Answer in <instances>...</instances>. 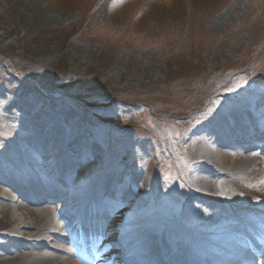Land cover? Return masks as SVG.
<instances>
[{"label":"rangeland","instance_id":"rangeland-1","mask_svg":"<svg viewBox=\"0 0 264 264\" xmlns=\"http://www.w3.org/2000/svg\"><path fill=\"white\" fill-rule=\"evenodd\" d=\"M259 116L264 0H0V161L68 159L79 191L104 171L94 193L151 219V249L222 261L216 243L264 213V131L231 167L209 161L224 123Z\"/></svg>","mask_w":264,"mask_h":264},{"label":"bare ground","instance_id":"bare-ground-1","mask_svg":"<svg viewBox=\"0 0 264 264\" xmlns=\"http://www.w3.org/2000/svg\"><path fill=\"white\" fill-rule=\"evenodd\" d=\"M164 2L166 4H170L171 0H164ZM34 13L35 16H39L38 13ZM217 24H222V21L219 20ZM241 118L242 119L240 123L244 122V126H247L246 128H248V121H244L247 119L245 118L244 114L241 116ZM258 119L255 121L256 132H258L259 129L258 125L264 121V116H260ZM231 126L232 125L227 122L223 124V127L221 126L222 132L219 134L222 135L217 137L218 141H220V144L217 142V139H214L213 136L209 138L210 140L213 139L211 141L212 144L214 142L212 145L213 154L209 158L210 162L225 160V158L228 157V166L231 167L235 160L239 157L238 154L241 152L239 150L241 149V146L244 145L245 147H243L245 150H247L246 148L249 146V139L245 140L244 136L253 137L252 134L254 132L252 133V131L254 129H251L249 132H245L246 130L240 127L237 131ZM236 132L242 133L236 134ZM67 141L69 145L77 146L76 142L73 140ZM262 141L263 140H259L255 141L254 143H256L258 146V144ZM226 145L228 146L226 147ZM231 146H233V148H231ZM250 148L253 147H249L248 149ZM223 152L230 153L224 154ZM13 158L15 161L20 163L22 169L16 168V165L13 162L6 160L0 161V264H77L73 255L69 254L68 250L64 248V244L61 242V240L57 239L60 237H65L67 230L64 228L63 224H61V222H59V220L53 216L54 208L50 204L45 203L43 198L39 200L24 199L16 204L18 197L22 195L25 196L27 191L40 194L41 185H52L54 188V183L56 181L60 188L58 189L57 193L58 202L56 203V209H60L61 211L73 210V208L77 206V204H75V199L80 196V191L76 192L74 190V186H71L69 183V174L74 172L73 164L68 159L63 160V162H61L59 165V171L57 168L55 173H51L48 178H45L43 174L34 172L27 163L19 160L17 156ZM31 163L34 164L33 161H31ZM219 163L220 162H217V164ZM102 168L106 169L105 166ZM105 176L106 174L104 171L100 172L98 174V179L93 186L98 185L99 182L102 181L106 182ZM216 176L217 175H214L213 172H211L206 177L214 178ZM132 179L133 182L140 181L137 177H133ZM203 182H206V184L211 186V184L214 183V179L213 181H206L204 179ZM146 183L148 184V182ZM206 184L202 186V189H209L208 185ZM109 185V183H105V186L101 188V191L102 193H106V195L104 194L103 196V202L106 207L108 206L107 209L109 210V216L111 217L110 225L113 228L115 236H117V238H114L115 242H113V244H119V239L124 242L127 238H129L130 240L127 241L128 244H133L135 242L139 246L142 245L144 249L147 248L146 250H150L152 243L160 241L158 235H153V231L143 229L144 225H148L152 220H145L144 218L141 219V216L135 214L130 205L124 204L118 198L109 197V194L114 193L111 191V189H108ZM105 189H108L107 192H105ZM219 192L221 191H218V193ZM117 196L121 197L122 195L117 194ZM68 200L71 201L66 202ZM87 204H89V201ZM85 207L87 210L88 206ZM105 215L108 214L106 213ZM262 216L264 219V214ZM231 220H233V218ZM246 222L242 224L243 228L240 231H237L238 233H235V237H230L228 244L229 253L226 257L228 258L230 264H236L238 261L237 259L232 258L233 255L241 256V254L245 255L248 254V251H250L245 248L246 240L243 237V235L246 234L248 230V223L245 224ZM253 224H255L254 226L260 225V223H257L256 220ZM134 230L139 231L134 232ZM148 235H152L155 239L151 238L149 242L142 239ZM198 246L202 247V245ZM126 250L127 249L122 250V262L125 264H131L129 261L130 259L127 256V259L125 258L124 260V255L128 254ZM137 250L142 254L145 252L142 251L141 247L137 248ZM134 253L137 255H142L137 251ZM106 257H101L100 259Z\"/></svg>","mask_w":264,"mask_h":264}]
</instances>
